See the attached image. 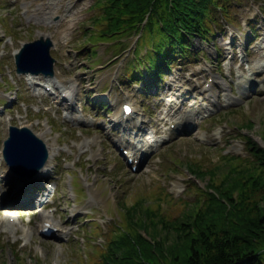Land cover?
<instances>
[{"label": "rangeland", "instance_id": "rangeland-1", "mask_svg": "<svg viewBox=\"0 0 264 264\" xmlns=\"http://www.w3.org/2000/svg\"><path fill=\"white\" fill-rule=\"evenodd\" d=\"M96 1L0 0V195L14 185L13 180L8 186L6 178L10 175L1 161L8 127H30L53 154L46 167L52 172L46 183H54L57 194L47 214L61 229L55 238L42 237L38 215L16 212L20 214L19 225L31 231L24 235L17 230L0 231V264L78 262V253L83 256L84 251L92 252L91 248L84 249L85 228L90 229L92 220H97L103 231L92 234L90 240L94 246L102 243L104 233L113 229L111 223L120 221L121 199L131 204L133 197L145 192H155V199L162 194L163 213L176 216L178 200L194 201L196 197L188 189L187 164L200 163L213 168L223 164L224 154L243 160L254 159L250 148L253 142L264 148V92H261L264 88V16L261 13L264 0H244L240 6L236 2L233 12L238 28L226 26L224 33L218 31L212 39L213 44L195 40L194 48L198 54L202 53L196 59L193 56L190 61H184L183 65H175L159 84V92L154 88L149 92L151 86L143 90L145 84L155 83L156 79L147 76L142 64L136 65L134 72L142 73L143 77L134 81L126 77L129 66H134L135 45L141 34H130L114 43H90L89 37L97 31L92 17L100 13L93 10L94 7L98 9L94 6ZM252 30H255L254 37H251ZM41 34L49 35L55 44L51 55L56 60L57 81L43 75L31 77L41 84L53 82L61 89L73 86L76 110L70 101H62L57 88L51 94L39 86L32 93L26 82L32 78L14 73L13 53L23 42L34 41ZM121 42L122 46H115ZM93 46L97 55L91 56ZM146 52L147 47L140 53L144 63ZM205 53L207 56L203 55ZM246 65L260 71L255 77L257 91L253 86L245 96L233 95L231 89H241L238 87L241 79L248 78ZM209 77L215 79L208 91L203 88V83ZM97 93H106L112 105H101L98 100L102 98ZM124 100L131 101L136 112L126 128L114 127ZM186 112L193 114L195 125L192 130L167 137L169 122L176 123ZM207 113L218 117L205 122ZM82 120L85 125H79ZM217 124L221 126L214 130ZM138 126L142 130L137 136L131 135ZM80 129L84 130L82 135ZM153 133L157 134L160 144L149 149L150 157L143 168L132 172L120 157L116 144L119 141L118 145H121L120 141L127 140L140 146L148 143ZM92 140H97L98 144L92 146ZM84 169L86 174L82 177L88 197L82 192L75 200L76 191L83 183L78 172ZM201 180L197 184L203 187L208 177ZM88 215L94 219L87 218ZM0 217H4L2 212ZM15 232L19 236H15ZM74 233L80 244L74 242V246H68Z\"/></svg>", "mask_w": 264, "mask_h": 264}, {"label": "trees", "instance_id": "trees-1", "mask_svg": "<svg viewBox=\"0 0 264 264\" xmlns=\"http://www.w3.org/2000/svg\"><path fill=\"white\" fill-rule=\"evenodd\" d=\"M239 1L98 0L100 13L92 17L97 31L89 41L114 43L141 33L127 78L136 80L134 70L142 64L158 80L178 58L195 55V40L210 43L224 22H235L232 10ZM146 47L144 63L140 53ZM252 144L254 159L222 155L223 164L207 169L188 164L191 173L208 180L204 188L193 184L194 201L179 200L176 216L163 213L162 194L155 199V192H145L131 204L121 199L120 221L85 263L264 264V148ZM93 227L96 234L100 227Z\"/></svg>", "mask_w": 264, "mask_h": 264}, {"label": "water", "instance_id": "water-1", "mask_svg": "<svg viewBox=\"0 0 264 264\" xmlns=\"http://www.w3.org/2000/svg\"><path fill=\"white\" fill-rule=\"evenodd\" d=\"M45 53V54H44ZM46 55L47 56V60L48 62H51L52 59L49 56L48 53V49L47 47H45L43 45V43L40 42H35L33 44L27 45L22 52H20L19 57V62H20V69L21 71H32V70H37V69H42V70H46L47 66L46 63L42 60V56ZM50 58V60H49ZM33 72V71H32ZM15 130V129H12ZM27 144L30 141V138L27 137ZM9 140H7L5 142V145L7 146L9 144ZM23 140L22 139H18V141L16 142L15 146L13 149H6L5 154L6 157L8 158L9 152H11L13 154L12 157L16 158L17 161H24L23 159V153L22 151H19L21 145H22ZM30 149H27V151H25L26 154H29ZM18 162V163H19Z\"/></svg>", "mask_w": 264, "mask_h": 264}, {"label": "bare ground", "instance_id": "bare-ground-1", "mask_svg": "<svg viewBox=\"0 0 264 264\" xmlns=\"http://www.w3.org/2000/svg\"><path fill=\"white\" fill-rule=\"evenodd\" d=\"M244 82L241 84V87H244L245 85H246V80H243ZM131 116V115H130ZM180 122H182V120L180 121ZM152 140H156V141H154V142H159L160 140L159 139H155V136H153L152 137ZM151 140V141H152ZM135 162H141V161H135ZM143 162V161H142ZM46 171V169L43 171V175H45V172ZM51 171L49 172V170H48V172H47V175H48V177H50L51 176ZM51 178V177H50ZM12 213H13V210H12ZM2 219H5V218H2ZM44 219H45V221H48V222H52L50 219H47V217H44ZM6 222V219L5 220H3V222ZM3 222H1V224H0V230H5L7 227H8V223L6 222V224L4 225L3 224ZM55 226H59V225H55ZM22 232H24V233H26L28 230L27 229H22L21 230Z\"/></svg>", "mask_w": 264, "mask_h": 264}]
</instances>
